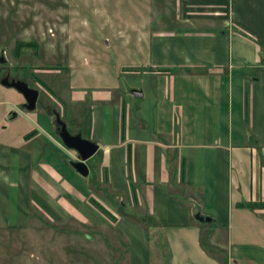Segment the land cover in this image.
<instances>
[{"label": "crops", "instance_id": "obj_1", "mask_svg": "<svg viewBox=\"0 0 264 264\" xmlns=\"http://www.w3.org/2000/svg\"><path fill=\"white\" fill-rule=\"evenodd\" d=\"M171 7L146 33L140 68L63 81L60 118L98 146L86 177L49 103L12 105L9 120L26 113L33 128L0 133V232L29 228L35 194L61 223L119 233L125 264H264V0Z\"/></svg>", "mask_w": 264, "mask_h": 264}, {"label": "rangeland", "instance_id": "obj_2", "mask_svg": "<svg viewBox=\"0 0 264 264\" xmlns=\"http://www.w3.org/2000/svg\"><path fill=\"white\" fill-rule=\"evenodd\" d=\"M171 2L0 0V57L5 60L0 62V79L8 72L23 78L39 92L36 112L49 103L52 112L61 113L58 102L69 97L61 85L69 83L76 74L73 70L106 68L118 76L117 71L129 64L140 68L135 65L143 62L145 35L173 18ZM119 80L123 81L121 76ZM87 81L92 83V78ZM22 102L19 91L0 84V133L31 131L26 113L9 120L12 105L21 107ZM93 175L90 170L89 179ZM38 206V216L31 217L28 229L0 232V264L126 263L119 233L111 238L99 230L61 223L45 206Z\"/></svg>", "mask_w": 264, "mask_h": 264}, {"label": "water", "instance_id": "obj_3", "mask_svg": "<svg viewBox=\"0 0 264 264\" xmlns=\"http://www.w3.org/2000/svg\"><path fill=\"white\" fill-rule=\"evenodd\" d=\"M5 60L0 57V62H4ZM0 84L13 87L17 91H19L24 97V107L28 110H33L36 106V101L38 98V90L36 88L28 86L25 80L16 79V78H9L7 75L0 79ZM133 94L141 95L139 90H133ZM54 118L55 122L58 125V133L59 137L62 140L63 144L70 149H73L77 152L79 156V160L77 162H73L71 165L72 167L83 177L88 175V167L85 162L90 159L97 151L98 146L81 137L80 133H72L66 127L65 122L60 118L58 112L54 111ZM209 221V218L205 219Z\"/></svg>", "mask_w": 264, "mask_h": 264}, {"label": "trees", "instance_id": "obj_4", "mask_svg": "<svg viewBox=\"0 0 264 264\" xmlns=\"http://www.w3.org/2000/svg\"><path fill=\"white\" fill-rule=\"evenodd\" d=\"M159 68V67H158ZM162 68V67H161ZM164 70H168V71H171V72H182V71H192L191 67H163ZM201 71H205L204 70H201ZM175 130H176V127H175ZM127 174H128V177H129V183L131 185V189L134 188V184L132 183V181L130 180V172H129V169H127ZM184 175V163L183 161L180 163L179 165V178L180 180L182 179ZM31 200L36 203L37 205H43L45 206V204L35 195V194H32L31 195ZM101 214H103L106 218H108L110 221H114L115 218L111 215V213L109 211H107L103 206H101L99 203L91 200L90 202Z\"/></svg>", "mask_w": 264, "mask_h": 264}, {"label": "flooded vegetation", "instance_id": "obj_5", "mask_svg": "<svg viewBox=\"0 0 264 264\" xmlns=\"http://www.w3.org/2000/svg\"><path fill=\"white\" fill-rule=\"evenodd\" d=\"M6 75H7L9 78H16V79H22V80H24V79L21 78V77H14V76H11L9 72H8Z\"/></svg>", "mask_w": 264, "mask_h": 264}]
</instances>
